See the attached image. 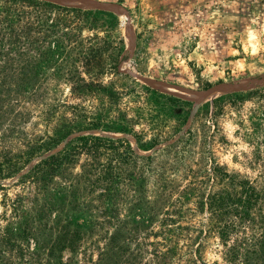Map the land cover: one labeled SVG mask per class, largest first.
<instances>
[{"label": "rangeland", "instance_id": "obj_1", "mask_svg": "<svg viewBox=\"0 0 264 264\" xmlns=\"http://www.w3.org/2000/svg\"><path fill=\"white\" fill-rule=\"evenodd\" d=\"M42 1L106 11L118 23L71 14L73 23L34 34L39 40L32 46L30 65L27 51L0 49V264H264L263 102L228 105L215 119L202 116L193 124V155L178 163L155 152L165 143L146 152L132 135L98 130L73 133L51 152L21 163L30 146L62 123L101 112L110 120L124 113L131 117L139 91L132 80L190 101L193 110L184 130L200 107L209 104L212 110L215 98L264 87V0ZM57 33L66 34L60 58L53 55ZM119 48L117 71L129 79L109 68L102 73L103 67L115 65L110 56L116 57ZM27 67L32 73L24 77ZM110 87L120 94V103L109 102L104 88ZM80 135L126 139L136 154L153 155L141 188L119 185L109 206L112 213L97 199L99 190L85 189L81 174L91 161L85 155L49 181L24 178ZM105 161L102 156L100 162ZM213 166L233 176V185L228 179L216 183ZM240 181L249 182L262 200L229 241L237 256L227 262L225 248L210 230L215 221L207 213V196L236 194ZM138 202L153 219L145 221L147 226L130 221L140 211L134 208ZM76 223L82 235L75 239L74 253L58 251L59 241L72 238Z\"/></svg>", "mask_w": 264, "mask_h": 264}, {"label": "trees", "instance_id": "obj_2", "mask_svg": "<svg viewBox=\"0 0 264 264\" xmlns=\"http://www.w3.org/2000/svg\"><path fill=\"white\" fill-rule=\"evenodd\" d=\"M71 14L78 15L86 20H97V17L110 18L112 23L116 25L118 23L117 18L106 11L65 7L42 0H0V49L10 51L5 53L16 50L23 51V53L27 51L26 62L30 65L32 62V46L39 40L34 38V34L46 32L52 28L55 32L57 23L66 25H69L70 22L73 23L72 18L74 16H71ZM57 34L60 38L57 39L58 48L53 55L56 54L60 58V55L64 54L63 51L59 53V49L62 47L60 41L66 34ZM119 44L122 46L123 41L120 40ZM120 48L116 57L110 56L111 59H114L115 65L103 67L102 73L104 74L106 68H109V70H113V74L117 77L129 79L128 75H122L117 71ZM95 57L96 55H93L92 59ZM31 73V68L27 67L24 77ZM132 83L134 88H138L139 91L137 96L133 95L135 97L131 105V117L124 113L122 115L118 114L116 118L110 120L106 113L101 112L90 119L84 116L82 120L73 119L70 122L62 123L55 129L53 135L41 138L36 144L30 146L24 153L26 159L21 163L27 164L33 157L51 152L64 143L73 133L92 130L132 135L138 148L146 152L165 143L167 145L155 152H162L168 157L171 156L178 163L183 161L185 156L193 155L192 148L197 143V133L193 129V124L202 116L211 115V118L215 119L223 114L228 105L232 108H240L247 101L264 103V87L217 97L212 102V110L210 111L209 104L200 107L195 112L189 127L184 130L193 110L190 101L181 100L149 86H140L135 80H132ZM104 89L109 102L120 103V94L111 87ZM135 125H141L142 127L139 131H135ZM204 142L205 145L209 144L207 143L208 140H204ZM80 155L91 158L90 163L86 166L89 169L85 168L81 174V178L87 184L85 189H89L91 193L99 190L97 199H103L106 202L108 206L106 210H109L110 213L114 212V209L109 206L118 197L119 185L122 184L124 187L129 188L133 186L141 188L146 180L144 174H148L149 163L153 160V155L140 156L136 154L126 139L114 140L96 135H80L65 144L61 150L35 164L24 178L49 181L59 176L66 166L75 163ZM102 156L105 157V163L100 162ZM211 175L216 183L228 179L229 184L233 185V176L226 173L224 168L220 166H213ZM237 186L240 187V191L236 194L216 193L207 196V213H209L210 220L215 221L213 228L210 230L217 235L225 248L223 257L227 262H233L237 256V247L230 245L229 241L237 234L240 224H245L250 220V211L257 207L262 200L260 194L249 182L240 181ZM234 204L239 207H233ZM134 205L136 206L134 208L140 211L130 216V221L133 224L147 226L145 221H153L152 217L150 219L146 217L147 213L138 206L140 202ZM137 215H141L140 221L135 220ZM85 223L88 224L90 221ZM76 225L77 229L71 239L64 238L59 241L58 251L70 249L74 253L75 239H80L82 235L79 232L81 225L79 223H76ZM53 264L64 263L62 260H56Z\"/></svg>", "mask_w": 264, "mask_h": 264}, {"label": "water", "instance_id": "obj_3", "mask_svg": "<svg viewBox=\"0 0 264 264\" xmlns=\"http://www.w3.org/2000/svg\"><path fill=\"white\" fill-rule=\"evenodd\" d=\"M137 79L142 81V82H147V80L144 77H137Z\"/></svg>", "mask_w": 264, "mask_h": 264}]
</instances>
